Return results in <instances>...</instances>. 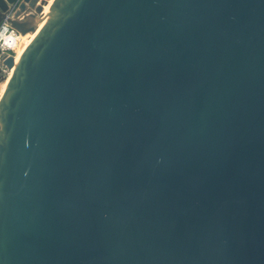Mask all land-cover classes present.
Instances as JSON below:
<instances>
[{
  "label": "water",
  "instance_id": "obj_1",
  "mask_svg": "<svg viewBox=\"0 0 264 264\" xmlns=\"http://www.w3.org/2000/svg\"><path fill=\"white\" fill-rule=\"evenodd\" d=\"M50 5L0 58V264H264V0Z\"/></svg>",
  "mask_w": 264,
  "mask_h": 264
},
{
  "label": "bare ground",
  "instance_id": "obj_2",
  "mask_svg": "<svg viewBox=\"0 0 264 264\" xmlns=\"http://www.w3.org/2000/svg\"><path fill=\"white\" fill-rule=\"evenodd\" d=\"M54 0H46L43 4V10L41 11V14L38 15V18L36 19V31L34 33H26V35H19L15 33L14 31L7 30L6 27L2 28L0 31V42L2 46H4L6 49H9L14 52V65L18 62L22 54L26 51L25 49L27 46L37 37L38 32L41 30V25L44 22V18L47 17L50 4L53 3ZM9 32V33H8ZM14 71V67L12 70L8 71L5 76V78L0 83V100L2 99V95L9 83V79L11 78Z\"/></svg>",
  "mask_w": 264,
  "mask_h": 264
},
{
  "label": "rangeland",
  "instance_id": "obj_3",
  "mask_svg": "<svg viewBox=\"0 0 264 264\" xmlns=\"http://www.w3.org/2000/svg\"><path fill=\"white\" fill-rule=\"evenodd\" d=\"M3 25H5V24H3V23L0 24V31H1V28L3 27ZM1 42H0V51H1L0 58L3 57L4 55H11V56L14 55V52L9 50V49H6L4 46H2ZM6 74H7V69L0 65V83L5 78Z\"/></svg>",
  "mask_w": 264,
  "mask_h": 264
},
{
  "label": "built area",
  "instance_id": "obj_4",
  "mask_svg": "<svg viewBox=\"0 0 264 264\" xmlns=\"http://www.w3.org/2000/svg\"><path fill=\"white\" fill-rule=\"evenodd\" d=\"M4 24V23H3ZM4 27H6L7 28V30H9V31H12V30H10V28L8 27V25L7 24H5V25H3V27L2 28H4ZM1 28V29H2Z\"/></svg>",
  "mask_w": 264,
  "mask_h": 264
}]
</instances>
